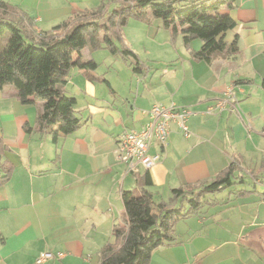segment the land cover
<instances>
[{"label":"crops","instance_id":"1","mask_svg":"<svg viewBox=\"0 0 264 264\" xmlns=\"http://www.w3.org/2000/svg\"><path fill=\"white\" fill-rule=\"evenodd\" d=\"M0 1L32 19L36 36L60 35L56 26L100 2ZM223 13L237 23L223 41L235 43L238 53L211 63L192 57L199 40L187 47L159 25L135 29L151 48L159 46L152 40L164 36L162 45L173 54L156 68L134 72L109 52V60L100 62L94 51L82 50L81 61L92 60L97 69L72 68L61 86L75 99L81 125L55 141L36 129L40 100L22 105L12 86L0 90V137L12 166L0 185V264H35L42 251L64 254L44 264H100L101 250L114 241V225L124 226L121 194L138 193L145 173L127 172L117 143L143 127L154 104L195 113L186 120L189 137L171 123L166 146L150 147L149 154L159 157L148 170L155 202H167L174 189L210 183L230 164L243 184L207 195L197 213L176 223L174 241L154 250L149 264H264V0H234ZM228 87L234 101L206 114Z\"/></svg>","mask_w":264,"mask_h":264},{"label":"trees","instance_id":"2","mask_svg":"<svg viewBox=\"0 0 264 264\" xmlns=\"http://www.w3.org/2000/svg\"><path fill=\"white\" fill-rule=\"evenodd\" d=\"M233 1L116 0L118 6L113 10H104L101 5L59 24L54 28L61 32L58 36H36L32 19L0 1V35L9 33L0 49V90L12 86L22 105L40 100L42 108L35 120L36 129L40 133L49 132L55 141L59 135H70L81 125L75 99L64 95L61 86L72 68L97 69L94 61H81L82 50H108L113 55L131 57L135 62L133 71L139 70L138 58L122 43L120 30L133 17L147 24L160 20L172 40L181 36L187 47L191 41L199 40L202 46L193 53L195 60L211 63L219 56H234L238 53L235 43L228 45L223 41V35L237 25L229 14L223 13L225 8L232 7ZM261 87L264 90V78ZM6 150L0 137V185L12 172V166L4 160ZM234 170V164H230L210 183L174 189L168 202L160 203L154 201L148 190L152 182L146 170L138 181V193L121 194L124 226L114 225V241L101 250L100 264H149L154 250L174 241L176 223L197 213L207 195L243 184V178H234Z\"/></svg>","mask_w":264,"mask_h":264},{"label":"built area","instance_id":"3","mask_svg":"<svg viewBox=\"0 0 264 264\" xmlns=\"http://www.w3.org/2000/svg\"><path fill=\"white\" fill-rule=\"evenodd\" d=\"M235 99L234 90L228 87L223 96L212 106L208 107L206 114L222 112ZM195 114L187 109H176L174 106L165 107L154 104L148 111V121L139 131H127L117 143L118 161L125 165L127 172L138 173L139 170H150L158 161L157 155L149 154L150 147L157 144L166 146L171 123H176L185 137L190 133L186 126L188 116ZM63 253L51 251L41 252L35 259V264H44L48 261H59Z\"/></svg>","mask_w":264,"mask_h":264},{"label":"rangeland","instance_id":"4","mask_svg":"<svg viewBox=\"0 0 264 264\" xmlns=\"http://www.w3.org/2000/svg\"><path fill=\"white\" fill-rule=\"evenodd\" d=\"M117 4L118 3L116 2V0H100L98 6L100 7L101 5H103L104 10L110 11V10L117 8V6H118ZM158 25L162 30L163 27L161 25L160 20L154 19L153 22L147 24V23H143V22L139 21L136 18L130 17L127 19L125 25L123 27H121V29H120L121 30V36H122V43L124 44V46L127 47L129 50H131L136 56L138 55L140 57L141 62L138 59V64H139L138 69H143L144 71H146V69L150 68V67L156 68V67L161 66L163 64V62H161L162 60H167V59H170L172 57L171 54H173V53H170L172 51H170V52L167 51L169 48H166L167 46L165 47L164 45H162V42H164V40H163L164 36L162 37V35H158L154 40H152L151 41L152 44H155L156 46L159 44V46H158V48H156V47L151 48V47H149V44H151V43L148 41V37H144L143 35H141V33L136 34L137 31H135V29H144V28L149 29L151 27H153V28L157 27ZM8 37H9L8 32H3L0 35V49L5 46ZM117 43H118L117 44L118 46H122V45H120L121 42H117ZM107 52H109V51L108 50L94 51V53H96V59L100 60V62L104 61V60H109L110 56H106V54L110 53L109 55H111V52H109V53H107ZM146 55H148V56H146ZM114 56H116L117 58H115V57L112 58L113 61L115 59H118V60L120 59L121 63L122 62L126 63V68L129 67V68L133 69V63H135L133 58L121 57L119 54H116ZM120 65H121L120 63H117L116 67L119 69ZM104 69H105V67L101 68L99 71V74H102ZM119 72L121 73V71H119ZM124 72H125V70H124ZM132 73H133V71H132ZM243 115H245V114L243 113ZM246 121L247 120L244 119V122H246ZM179 130L181 132L180 128H179ZM188 132H189V130H188ZM190 135H191V133H190ZM167 141H168V138H167ZM162 197L164 199H166L164 196H162ZM170 197H171V194H170ZM156 198L160 199V196H158ZM184 205H186L185 202H184ZM42 252H45V251H42Z\"/></svg>","mask_w":264,"mask_h":264}]
</instances>
